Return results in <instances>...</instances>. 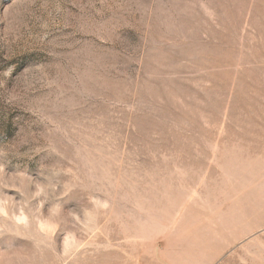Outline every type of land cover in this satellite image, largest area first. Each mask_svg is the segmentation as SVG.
Listing matches in <instances>:
<instances>
[{
	"label": "rangeland",
	"instance_id": "obj_1",
	"mask_svg": "<svg viewBox=\"0 0 264 264\" xmlns=\"http://www.w3.org/2000/svg\"><path fill=\"white\" fill-rule=\"evenodd\" d=\"M0 264H264V0H0Z\"/></svg>",
	"mask_w": 264,
	"mask_h": 264
}]
</instances>
